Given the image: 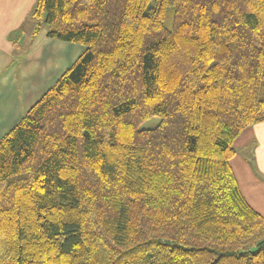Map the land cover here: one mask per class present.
Instances as JSON below:
<instances>
[{"label": "trees", "instance_id": "16d2710c", "mask_svg": "<svg viewBox=\"0 0 264 264\" xmlns=\"http://www.w3.org/2000/svg\"><path fill=\"white\" fill-rule=\"evenodd\" d=\"M32 16V40L84 49L0 139V264H264L230 163L264 121V0H37Z\"/></svg>", "mask_w": 264, "mask_h": 264}, {"label": "crops", "instance_id": "0c3cea01", "mask_svg": "<svg viewBox=\"0 0 264 264\" xmlns=\"http://www.w3.org/2000/svg\"><path fill=\"white\" fill-rule=\"evenodd\" d=\"M36 2L0 0V139L59 79V63L48 61V50L53 49L51 56L59 58V45H68L49 38L46 28L30 39L26 26ZM234 147L230 163L241 193L264 218V121L246 128Z\"/></svg>", "mask_w": 264, "mask_h": 264}, {"label": "rangeland", "instance_id": "374dc122", "mask_svg": "<svg viewBox=\"0 0 264 264\" xmlns=\"http://www.w3.org/2000/svg\"><path fill=\"white\" fill-rule=\"evenodd\" d=\"M33 10H34V7L30 11V17L29 18H30L31 23H27V26H26V30L28 31V33H30V39H32V34H33L34 27H35V20L32 16ZM15 32H16V34H18V29ZM26 41H28L27 37L24 40V43ZM66 44H68L67 47H62L59 45V58L57 55L51 56L52 52L54 51L53 49H50L47 52L48 61L53 59L55 62L57 61L59 63V78L62 76V74L71 65L74 64V62L78 59V57H80L79 55H81L80 53H82V51L84 49L79 44L69 43V42H66ZM77 52H79V54H77V56H75ZM56 58H58V60H56ZM159 120H160V118H158V117L151 118L148 121L144 122L141 127L142 128H152V127L157 125Z\"/></svg>", "mask_w": 264, "mask_h": 264}]
</instances>
